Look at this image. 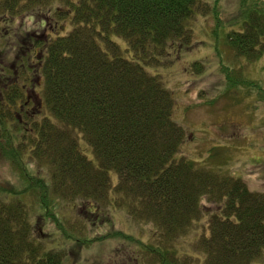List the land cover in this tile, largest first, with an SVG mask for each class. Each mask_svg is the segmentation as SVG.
Returning <instances> with one entry per match:
<instances>
[{"label":"trees","instance_id":"obj_1","mask_svg":"<svg viewBox=\"0 0 264 264\" xmlns=\"http://www.w3.org/2000/svg\"><path fill=\"white\" fill-rule=\"evenodd\" d=\"M31 1L41 6L40 27L58 29L62 18L70 27L57 36L44 29L19 35V4L4 6L9 35L16 32L21 45L13 46V63L19 54L22 65L0 69V159L12 166V177L0 181V264H66L67 243H55L44 231L54 223L65 240L74 239L62 219V200L82 204L88 216L108 205L135 222L153 223L149 243L121 229L100 236L137 243L133 253L117 251L108 264H253L264 250V193L202 161L178 157L184 129L174 118V94L160 73L148 70L162 66L173 49L192 45L193 20L210 0H61L67 6L58 18L50 6L42 9L44 0H30L29 7ZM212 8L217 51L223 39L237 57L264 54V0H240L229 19L221 15V0ZM4 31L1 42L8 46ZM221 68L228 91L235 84L256 88L264 102V81L243 77L241 83L230 76L234 67ZM205 198H219V210L204 225L208 234L188 242L195 251L180 255L177 242L200 218ZM77 237L79 249L99 238Z\"/></svg>","mask_w":264,"mask_h":264},{"label":"rangeland","instance_id":"obj_2","mask_svg":"<svg viewBox=\"0 0 264 264\" xmlns=\"http://www.w3.org/2000/svg\"><path fill=\"white\" fill-rule=\"evenodd\" d=\"M8 1L10 4L15 2L19 4V14L14 18L15 28L20 30L19 35L24 29H36L37 31L44 29L45 32L54 33V36L69 31L70 23L68 20L66 21V18L60 19L62 26L55 30L51 29V25L43 28L36 24V13L41 8L38 3L34 5L31 1L33 7H29L27 3L30 0H0V33L2 30H6L4 34L9 38V44L7 43L8 46H6L1 42L2 37H0V52L2 51L0 59L5 58L9 59L8 62H12L15 56L13 46L21 48L20 42L15 36L16 32L9 35L12 28L8 30L9 27L7 28L4 23V13L6 12L4 6L9 4ZM44 1L48 4L43 5L42 9L46 11L51 7L49 10L51 17L58 18L57 11H63L66 9L64 6H67L66 2L61 0ZM213 3L214 0L205 3V8L194 18L192 25L195 32L192 45L180 49L178 52L173 49L172 54L163 60L162 66L148 70L152 73H160L166 86L174 94V118L184 129V140L178 151V157L202 161L204 166H211L216 171L241 178L251 191L264 193L263 94L256 91V88L240 84H235L228 91L226 89L227 76L221 68L223 63L234 67L230 76L238 82H241L243 77L256 82L264 81V54L258 59L252 60L237 57L223 39H221L219 51H217L212 35L215 25ZM239 3L240 0H221V15L226 16L227 19L233 17ZM59 6L61 7L59 8ZM258 7L261 8L259 4ZM31 16H35L33 20ZM56 32H58L57 35ZM115 39L123 47L125 46L124 39L119 37H115ZM30 95L36 101L38 94L36 96L31 91ZM81 144L92 156L93 153L89 150L88 142L82 140ZM111 176L113 184H116L117 174L113 171ZM11 177L12 166L9 162L0 159V181ZM218 200L219 198L203 200L200 218L195 222L190 233L177 242L180 255L187 252L193 253L195 250L188 248V242H192L202 232L208 234L204 225L208 226L212 213L219 210ZM61 204L62 219L65 221V225L74 232V239L65 240L64 235L57 232L54 223L44 226V231L51 233V240L55 243L56 241L67 243L66 248L69 249L67 252H70L71 256L67 259L66 264H78L80 261L88 260L92 263L108 264L119 251L127 250L133 253L137 246L134 241L125 240L122 237L100 239V236L111 230L121 229L146 243H149L152 238L155 228L153 223L135 222L130 219L129 213L115 207L106 205V209L100 214L88 216L84 211L86 208H83L82 204L79 206L80 208L72 207V204L66 200H62ZM98 219L101 223H96ZM104 221L112 225L102 226ZM97 225L99 227L95 228ZM77 236L81 239H84L83 237L99 238L84 244L85 246L79 249V242L76 241ZM194 248L196 249L194 254L204 259L205 254L198 251L196 245ZM190 261L195 263L197 260L190 259ZM149 262V264H158L155 260H149ZM253 264H264V250Z\"/></svg>","mask_w":264,"mask_h":264},{"label":"flooded vegetation","instance_id":"obj_3","mask_svg":"<svg viewBox=\"0 0 264 264\" xmlns=\"http://www.w3.org/2000/svg\"><path fill=\"white\" fill-rule=\"evenodd\" d=\"M9 59H0V69H20L22 65V59L19 54H16V62H8Z\"/></svg>","mask_w":264,"mask_h":264}]
</instances>
